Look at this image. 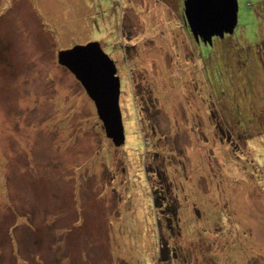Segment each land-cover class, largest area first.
Returning <instances> with one entry per match:
<instances>
[{
	"label": "rangeland",
	"instance_id": "1",
	"mask_svg": "<svg viewBox=\"0 0 264 264\" xmlns=\"http://www.w3.org/2000/svg\"><path fill=\"white\" fill-rule=\"evenodd\" d=\"M183 1L0 0V264H264V0L210 45ZM89 42L119 78L118 147L56 64Z\"/></svg>",
	"mask_w": 264,
	"mask_h": 264
},
{
	"label": "water",
	"instance_id": "2",
	"mask_svg": "<svg viewBox=\"0 0 264 264\" xmlns=\"http://www.w3.org/2000/svg\"><path fill=\"white\" fill-rule=\"evenodd\" d=\"M236 0H184L183 15L192 38L210 45L212 37L230 35L236 23ZM56 63L80 85L92 102L104 136L114 147L124 142L118 105L119 78L113 61L96 42L58 51Z\"/></svg>",
	"mask_w": 264,
	"mask_h": 264
},
{
	"label": "trees",
	"instance_id": "3",
	"mask_svg": "<svg viewBox=\"0 0 264 264\" xmlns=\"http://www.w3.org/2000/svg\"><path fill=\"white\" fill-rule=\"evenodd\" d=\"M214 117L215 119L213 121V129H214V132L216 131V136L219 138L220 141L226 143L229 146V148L232 150L231 151L232 153H235L236 151H238V148H239L238 142L241 141L239 140V138L241 137L242 133L241 135H239L237 133V130H235V126L234 128L232 127V130L235 132V140H234L233 135H232V130L231 129L228 130L226 128V125L223 124V122H220L217 116L214 115ZM217 133L218 135H220V137L217 135ZM223 136L225 137L223 138ZM161 191L162 189L152 191V195H151L152 205L154 209H157L159 214H161L162 217L165 218V221H167V223L169 224V217H172L173 219L176 217L177 207L174 202L169 201V196L163 195ZM18 225L20 226L23 225L27 231H30V232L33 231L32 229H29L30 228L29 225H25V224H18ZM21 230L23 231V228ZM21 239H22L23 245L25 246L27 244V241H26L27 238L22 237ZM15 245L19 247L16 240H15ZM159 247H164V244L159 242Z\"/></svg>",
	"mask_w": 264,
	"mask_h": 264
},
{
	"label": "flooded vegetation",
	"instance_id": "4",
	"mask_svg": "<svg viewBox=\"0 0 264 264\" xmlns=\"http://www.w3.org/2000/svg\"><path fill=\"white\" fill-rule=\"evenodd\" d=\"M60 67V66H59ZM62 68V67H61ZM65 70V69H64ZM74 79V78H73Z\"/></svg>",
	"mask_w": 264,
	"mask_h": 264
}]
</instances>
